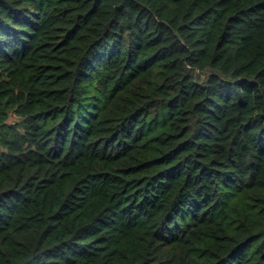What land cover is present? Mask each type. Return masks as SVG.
Masks as SVG:
<instances>
[{
    "label": "trees",
    "instance_id": "obj_1",
    "mask_svg": "<svg viewBox=\"0 0 264 264\" xmlns=\"http://www.w3.org/2000/svg\"><path fill=\"white\" fill-rule=\"evenodd\" d=\"M0 264H264V0H0Z\"/></svg>",
    "mask_w": 264,
    "mask_h": 264
},
{
    "label": "rangeland",
    "instance_id": "obj_2",
    "mask_svg": "<svg viewBox=\"0 0 264 264\" xmlns=\"http://www.w3.org/2000/svg\"><path fill=\"white\" fill-rule=\"evenodd\" d=\"M14 119H15V117H11V118H10V121H12V120H14Z\"/></svg>",
    "mask_w": 264,
    "mask_h": 264
}]
</instances>
